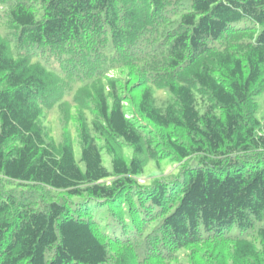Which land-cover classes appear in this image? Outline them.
<instances>
[{"label":"trees","instance_id":"16d2710c","mask_svg":"<svg viewBox=\"0 0 264 264\" xmlns=\"http://www.w3.org/2000/svg\"><path fill=\"white\" fill-rule=\"evenodd\" d=\"M261 95L264 0H0V264H264Z\"/></svg>","mask_w":264,"mask_h":264},{"label":"rangeland","instance_id":"374dc122","mask_svg":"<svg viewBox=\"0 0 264 264\" xmlns=\"http://www.w3.org/2000/svg\"><path fill=\"white\" fill-rule=\"evenodd\" d=\"M257 103H258V110H257V116H262L264 112V95H261L257 97ZM56 112L52 111L48 115V122L55 121ZM76 151V160H79V150L78 147H75ZM168 167V168H166ZM174 171L173 166H168L165 162L161 163L160 167L156 165V161H150L145 166L144 169V179L141 181L143 182H149L150 179L158 177V176H164L167 173H172Z\"/></svg>","mask_w":264,"mask_h":264}]
</instances>
